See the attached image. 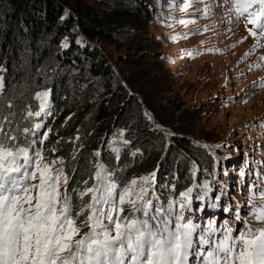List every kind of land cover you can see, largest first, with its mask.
Instances as JSON below:
<instances>
[{"label":"rangeland","instance_id":"374dc122","mask_svg":"<svg viewBox=\"0 0 264 264\" xmlns=\"http://www.w3.org/2000/svg\"><path fill=\"white\" fill-rule=\"evenodd\" d=\"M103 2L105 0L87 1L86 5L98 12ZM145 4L149 17L135 22L137 31L134 33L140 40L153 39L158 46L153 53L124 46V41L115 46L108 38L92 40L78 20L73 25L71 34L76 44L104 51L109 61L117 66L115 77H96L91 72L82 74L85 67L70 70L62 61L66 53L74 49L69 36L62 38L59 60L54 65L38 67V79L33 86L37 93L26 107L23 118L26 123L24 133L31 130L32 142L36 141L28 147L30 152L39 150L43 163L57 161L53 172L57 168L63 169L70 191L74 171L71 163L80 155L77 144L85 138L86 128H90L93 146L85 154L88 163L85 175H91L93 185L97 183L94 178L96 166L103 165L110 173L108 178L117 185V195L132 180H137L135 191L148 188V197L152 198L154 206L156 197L162 205H167L170 200L182 199L181 194L191 188L192 212L185 211V216H191L200 229L209 224L218 230L225 223L231 227L230 212L234 213L237 206L241 217L253 228L264 227L249 214L252 212L250 189L253 185L258 186L254 189L256 193L264 189V181L259 178L264 177V42L250 37L249 26L235 20L227 10L226 0H193L190 6L189 0H146ZM205 5L211 8L207 17L203 12ZM181 20L189 23L182 24ZM119 30L127 32L126 28ZM258 44L261 46L257 47ZM126 59L139 61L144 69H151L147 81L154 77L158 80L166 73L168 81L160 84L163 91L154 98L155 101L159 99L157 104L167 116L164 129L155 125L164 133V138L152 135L151 127L139 119L138 114L133 119L136 108L131 102L127 105V100L121 102L127 105L125 112L118 115L117 101L111 90H116L120 70L131 77L124 64ZM1 77L4 88L0 98L8 97L11 92L5 84V76ZM44 93H47L44 112L40 116H29V112L40 111V96ZM66 96L69 103L59 110L55 102ZM140 101L144 115L154 122L144 102ZM7 102L9 106L11 103ZM99 104L102 105L101 123L91 119L92 109ZM126 112L131 113L130 117ZM38 123L42 124L40 129L34 127ZM45 132L47 139L41 143L40 137ZM184 137L198 144L201 150L176 143L175 138ZM114 148L119 149L118 154ZM110 155L115 157L113 163ZM210 156L214 173L207 167ZM140 165L137 176L126 181L123 172ZM153 173L154 182L144 184L141 178ZM64 187L62 184L61 193ZM254 203L262 201L257 199ZM123 207L121 220L133 214L142 215L127 204ZM74 215L72 205L75 219ZM83 227L76 239L89 232V228Z\"/></svg>","mask_w":264,"mask_h":264},{"label":"snow or ice","instance_id":"6c2138e0","mask_svg":"<svg viewBox=\"0 0 264 264\" xmlns=\"http://www.w3.org/2000/svg\"><path fill=\"white\" fill-rule=\"evenodd\" d=\"M192 2L189 0L188 6ZM226 3L237 22H246V27L252 25L248 28L252 37L257 40L264 37V0H226ZM203 12L207 17L211 8L205 5ZM3 88L0 77V92ZM46 98L47 93L42 94L40 111L28 115L40 116ZM6 120L5 117L0 121V264H189L190 257L196 264H264V227L250 226L241 217L239 206L234 218L242 221L245 229L238 235L234 236L235 229L226 223L222 230L211 224L200 229L191 216H185V211L192 212L191 188L181 194L182 199L170 200L167 205L156 197L154 206L148 188L135 191L137 180H132L117 195V185L108 178L110 173L103 165L96 166L97 183L80 193L81 198L90 195V203L86 205L89 215L84 221L89 232L76 239L80 228L72 216L71 193L66 187L68 177L62 168L53 172L57 161L43 163L39 150L31 153L28 147L6 146L4 137L16 139L5 131ZM34 127L40 129L42 124ZM46 139L47 132L40 142ZM113 150L118 154V148ZM154 176L153 173L141 180L148 184L154 182ZM259 178L264 181V177ZM35 180L39 183H32ZM256 187L250 189L249 214L264 224V189L256 193ZM257 199L262 203H254ZM125 204L142 215L133 214L121 220ZM218 231L220 239L216 240L213 237Z\"/></svg>","mask_w":264,"mask_h":264},{"label":"trees","instance_id":"16d2710c","mask_svg":"<svg viewBox=\"0 0 264 264\" xmlns=\"http://www.w3.org/2000/svg\"><path fill=\"white\" fill-rule=\"evenodd\" d=\"M87 1L92 2L95 0H0V77L1 75L5 76V84L11 92V95H7L8 97L0 98V121H3L6 117L7 120L4 122L3 127L9 135L16 137L15 140L4 137L3 142L6 146L13 148L32 147L31 130L24 133L26 128V123L23 120L25 109L33 102L37 93L33 86L38 79V67L43 68L54 65L59 60L60 43L63 37H72L71 43L74 49L67 52L64 60H62L70 70H74L75 67L83 70L85 67L82 74L87 72L90 74L91 72L96 77L102 75L110 78L115 77L117 66L109 61L104 51L76 44L71 31L77 20L82 30L92 40L108 38L112 40L111 42L115 46H119L124 41V46H135L137 50L152 53L158 50V46L153 39L147 37L140 40L134 33L137 31L135 22L137 23L141 19L149 17L150 12L145 4L146 0H105L99 5L98 12L94 7L86 5ZM121 28H126L127 32L121 33L119 30ZM75 51L78 53H75ZM153 56L156 57L155 54ZM124 64L131 72V77H127L124 71L120 70L118 74L120 78L116 79V90H111L114 96L113 99L117 101L118 115L121 116L125 112L126 106L131 102L136 108L133 119H136L138 114L139 119H142L146 125L151 127L152 135L157 138H164V133L156 129L155 125L157 124L164 129L167 124V116L160 104H157L159 99L155 101L154 98L155 96L159 97L163 91L160 84L168 81L166 73H162V77L158 80L154 77L153 80L149 79L147 81L151 76V69L148 67V69H144L139 61H132L131 59H126ZM139 73L142 74L139 75ZM130 91L135 95L131 94ZM151 91L153 92L149 95ZM107 92H110V90ZM160 98L163 99V97ZM140 99L152 115L154 122L148 120L144 115L143 103ZM125 100H127V105L121 103ZM7 101H10L11 104L9 105L11 107L8 106ZM55 103L60 110L69 103V99L66 96ZM78 111L81 112L80 108ZM101 111V104L92 109L91 119L93 122L97 119V122L101 123ZM130 114L127 113L129 117ZM60 119L62 120L61 117ZM86 129L85 138L79 140L77 144L80 155L71 163V167L74 168L71 175L70 191L73 190L71 201L75 208L74 217L80 229L84 228V223L81 224L80 221L86 220L89 214L86 205L90 203V195L81 198L80 193L93 186L91 175H85V167L88 164L85 154L93 146V140H91L93 132L89 130L90 128ZM175 139L176 143L182 147H197L194 149L201 150L200 146L188 137ZM55 150L58 151L57 147ZM202 152L204 151L202 150ZM114 158L113 155L109 156L112 163ZM209 158L207 167L211 173H214L213 160L211 156ZM127 161L124 162L127 163ZM140 167L141 165L123 172L125 180L130 181L133 177H136Z\"/></svg>","mask_w":264,"mask_h":264}]
</instances>
